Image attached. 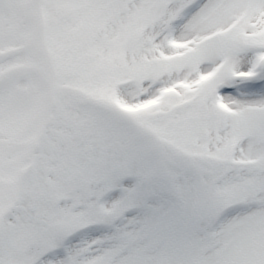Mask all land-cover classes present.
<instances>
[{
  "label": "snow or ice",
  "instance_id": "1",
  "mask_svg": "<svg viewBox=\"0 0 264 264\" xmlns=\"http://www.w3.org/2000/svg\"><path fill=\"white\" fill-rule=\"evenodd\" d=\"M0 264H264V0H0Z\"/></svg>",
  "mask_w": 264,
  "mask_h": 264
}]
</instances>
